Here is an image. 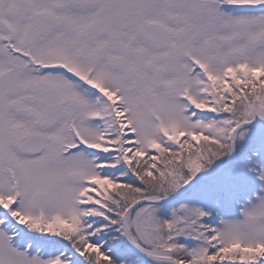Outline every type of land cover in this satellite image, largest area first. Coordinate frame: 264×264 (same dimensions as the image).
Returning <instances> with one entry per match:
<instances>
[{
	"label": "snow or ice",
	"instance_id": "6c2138e0",
	"mask_svg": "<svg viewBox=\"0 0 264 264\" xmlns=\"http://www.w3.org/2000/svg\"><path fill=\"white\" fill-rule=\"evenodd\" d=\"M0 264H264V0H0Z\"/></svg>",
	"mask_w": 264,
	"mask_h": 264
}]
</instances>
